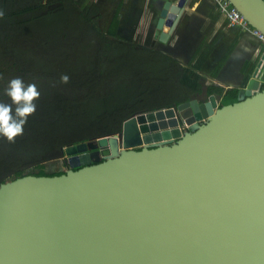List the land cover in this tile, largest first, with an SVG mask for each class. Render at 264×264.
Wrapping results in <instances>:
<instances>
[{
    "label": "water",
    "instance_id": "obj_1",
    "mask_svg": "<svg viewBox=\"0 0 264 264\" xmlns=\"http://www.w3.org/2000/svg\"><path fill=\"white\" fill-rule=\"evenodd\" d=\"M228 1L264 34V0ZM186 2L163 0L159 41ZM206 93L66 146L63 174L1 183L0 264H264V48L236 102Z\"/></svg>",
    "mask_w": 264,
    "mask_h": 264
},
{
    "label": "trees",
    "instance_id": "obj_2",
    "mask_svg": "<svg viewBox=\"0 0 264 264\" xmlns=\"http://www.w3.org/2000/svg\"><path fill=\"white\" fill-rule=\"evenodd\" d=\"M0 12L1 71L11 67L23 82L46 83L41 92L54 90L51 100L41 102L50 104L27 118L14 143L0 137V184L5 175L13 180L63 174L45 172L43 161L66 146L119 132L137 111L176 106L202 94L200 78L187 68L112 31L101 32L100 9L86 0H0ZM27 35L30 39L22 38ZM64 75L67 83H61ZM112 81L129 87L133 96L92 114L91 105L106 99ZM148 82L155 85L144 87ZM207 95L226 105L237 101L238 89L209 85ZM6 101L11 103L0 96ZM28 163L37 172L21 169Z\"/></svg>",
    "mask_w": 264,
    "mask_h": 264
},
{
    "label": "crops",
    "instance_id": "obj_3",
    "mask_svg": "<svg viewBox=\"0 0 264 264\" xmlns=\"http://www.w3.org/2000/svg\"><path fill=\"white\" fill-rule=\"evenodd\" d=\"M162 3L163 0L119 1L106 32L157 50L198 76L203 90L209 85L223 90L246 85L259 62L263 42L250 32L229 28L214 0H187L168 40L161 42L155 34V24Z\"/></svg>",
    "mask_w": 264,
    "mask_h": 264
},
{
    "label": "rangeland",
    "instance_id": "obj_4",
    "mask_svg": "<svg viewBox=\"0 0 264 264\" xmlns=\"http://www.w3.org/2000/svg\"><path fill=\"white\" fill-rule=\"evenodd\" d=\"M119 1L121 0H99L96 2V0H86V3L88 5L94 4L97 5V7L100 9V14L101 17L98 21V28L101 32L103 33H107V23L108 20L112 17L113 12L116 8V6H118ZM118 14V11H117ZM116 37V36H115ZM22 38H27L30 39V35L27 36H23ZM126 41V40H125ZM127 42H132L134 44H137V42L133 39V40H127ZM4 71H1L0 69V96H5V89L7 88L8 82L13 79V78H20V74L19 72H16L13 68L11 67H7L4 68ZM25 84H35V82L31 81V80H24ZM37 87V90L40 92V96L37 100L34 101V103L36 104V111L37 110H41L43 108H46L48 106V104L50 103H41L43 102V98H47L48 100H51L50 98L52 97V95L54 94V90H52V88L47 89L44 92L40 91V88L42 86H46L47 84L43 83V84H35ZM109 92L106 96V99L104 101H98L97 103H93V106L91 105V113L92 114H96L98 113V111H104L107 108L112 107L113 102H116L118 100H126L129 99L133 96V94L131 92H129L128 90L129 87H127L126 85H124L121 82L118 81H112L109 83ZM128 91V92H127ZM45 93V94H44ZM202 100H205L204 97H199ZM41 103V104H40ZM5 104H10L7 101L5 102ZM15 108V106L13 105V109ZM182 130H186L185 125H183L182 122H180V126H179ZM65 148V147H64ZM67 159V156L65 154H63L60 151H58L57 153L51 154L48 159L46 161H43V165H44V170L47 173H52L56 170H62L65 171L68 169V166L65 163V160ZM21 169L26 172V173H30V172H37V169L31 165H29V163L27 165H24L23 167H21ZM5 182L6 181H10L12 180L11 176L9 175H5L4 177Z\"/></svg>",
    "mask_w": 264,
    "mask_h": 264
},
{
    "label": "clouds",
    "instance_id": "obj_5",
    "mask_svg": "<svg viewBox=\"0 0 264 264\" xmlns=\"http://www.w3.org/2000/svg\"><path fill=\"white\" fill-rule=\"evenodd\" d=\"M3 15V12H0V17ZM68 80L67 75L61 77V83H67ZM5 95L11 103L0 102V137L5 138L9 143H14L15 138L23 134L27 118L35 113L34 101L39 98L40 92L35 84H25L17 77L8 82Z\"/></svg>",
    "mask_w": 264,
    "mask_h": 264
},
{
    "label": "built area",
    "instance_id": "obj_6",
    "mask_svg": "<svg viewBox=\"0 0 264 264\" xmlns=\"http://www.w3.org/2000/svg\"><path fill=\"white\" fill-rule=\"evenodd\" d=\"M217 9L220 13L225 16L227 26L229 28H237L244 32H250L258 38L261 42L264 43V34L259 30L251 27L247 20L231 6L228 0H214Z\"/></svg>",
    "mask_w": 264,
    "mask_h": 264
},
{
    "label": "bare ground",
    "instance_id": "obj_7",
    "mask_svg": "<svg viewBox=\"0 0 264 264\" xmlns=\"http://www.w3.org/2000/svg\"><path fill=\"white\" fill-rule=\"evenodd\" d=\"M156 118V119H155ZM170 119H172V117H168V116H164V120L167 122L168 120H170ZM137 121H139L138 119H136ZM144 126H151L150 128H149V130H152L151 132L152 133H155V131H157V129H154V127L156 126L157 128H158V124H157V116L156 117H154V118H152V119H150V118H147V117H145L144 116ZM138 125H140L141 126V124L140 123H138ZM164 139V138H163Z\"/></svg>",
    "mask_w": 264,
    "mask_h": 264
},
{
    "label": "flooded vegetation",
    "instance_id": "obj_8",
    "mask_svg": "<svg viewBox=\"0 0 264 264\" xmlns=\"http://www.w3.org/2000/svg\"><path fill=\"white\" fill-rule=\"evenodd\" d=\"M147 84V85H146ZM145 86L144 87H149L148 85H155V83L154 82H148V83H145L144 84ZM138 112V111H137Z\"/></svg>",
    "mask_w": 264,
    "mask_h": 264
}]
</instances>
